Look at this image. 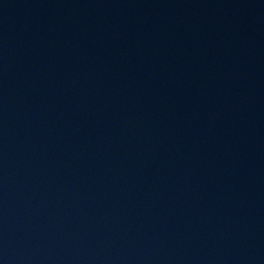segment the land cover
<instances>
[{
	"label": "water",
	"instance_id": "obj_1",
	"mask_svg": "<svg viewBox=\"0 0 264 264\" xmlns=\"http://www.w3.org/2000/svg\"><path fill=\"white\" fill-rule=\"evenodd\" d=\"M0 264H264V0H0Z\"/></svg>",
	"mask_w": 264,
	"mask_h": 264
}]
</instances>
